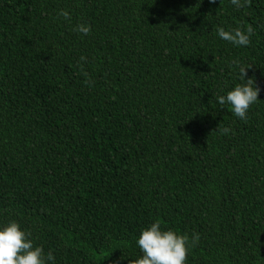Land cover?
<instances>
[{
	"label": "trees",
	"instance_id": "obj_1",
	"mask_svg": "<svg viewBox=\"0 0 264 264\" xmlns=\"http://www.w3.org/2000/svg\"><path fill=\"white\" fill-rule=\"evenodd\" d=\"M234 61L259 88L246 120L215 99ZM9 220L52 264H135L156 220L199 234L185 264H264V0H0Z\"/></svg>",
	"mask_w": 264,
	"mask_h": 264
},
{
	"label": "clouds",
	"instance_id": "obj_2",
	"mask_svg": "<svg viewBox=\"0 0 264 264\" xmlns=\"http://www.w3.org/2000/svg\"><path fill=\"white\" fill-rule=\"evenodd\" d=\"M247 2L248 0H230L237 9L243 8ZM57 15L70 20V12L66 9H59ZM75 31L88 34L90 26L79 24ZM252 31L251 27L243 30L240 27L228 30L218 27L216 34L221 40L233 45L246 46L250 43ZM232 67L240 82L227 90L226 94L217 95L215 99L221 106L228 105L236 117L246 120L249 107L258 100L259 88L251 77L246 78V68L249 66L234 61ZM221 131L226 134L230 129L224 127ZM198 240V233L189 237L173 229H163L160 221L156 220L141 229L136 238L141 255L135 260V264H185L189 249ZM53 261V254H45L40 245L34 244L30 234L17 221L9 220L0 224V264H52Z\"/></svg>",
	"mask_w": 264,
	"mask_h": 264
}]
</instances>
